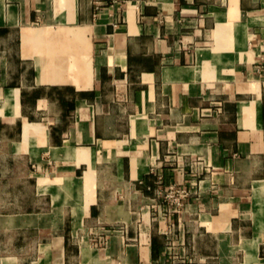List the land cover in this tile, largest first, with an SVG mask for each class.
Returning <instances> with one entry per match:
<instances>
[{"label": "crops", "instance_id": "1", "mask_svg": "<svg viewBox=\"0 0 264 264\" xmlns=\"http://www.w3.org/2000/svg\"><path fill=\"white\" fill-rule=\"evenodd\" d=\"M0 264H264V0H0Z\"/></svg>", "mask_w": 264, "mask_h": 264}, {"label": "built area", "instance_id": "2", "mask_svg": "<svg viewBox=\"0 0 264 264\" xmlns=\"http://www.w3.org/2000/svg\"><path fill=\"white\" fill-rule=\"evenodd\" d=\"M186 195V190L170 186L163 194V201L172 206L174 211H178L181 208L182 200Z\"/></svg>", "mask_w": 264, "mask_h": 264}]
</instances>
